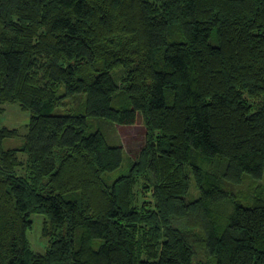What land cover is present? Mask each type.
<instances>
[{"label": "trees", "instance_id": "1", "mask_svg": "<svg viewBox=\"0 0 264 264\" xmlns=\"http://www.w3.org/2000/svg\"><path fill=\"white\" fill-rule=\"evenodd\" d=\"M7 103L0 264H264V0H0Z\"/></svg>", "mask_w": 264, "mask_h": 264}, {"label": "rangeland", "instance_id": "2", "mask_svg": "<svg viewBox=\"0 0 264 264\" xmlns=\"http://www.w3.org/2000/svg\"><path fill=\"white\" fill-rule=\"evenodd\" d=\"M4 107V112L0 115V125L18 128L20 132L18 136L4 140V146L9 148L23 143L24 134L27 131L26 125L29 122V113L23 111L17 103H7ZM91 121L94 123V129L101 128L104 131L110 144L121 145L124 149L123 164L111 173V176L116 178L126 171L128 161L136 155L145 143L143 122L139 118L133 125L121 126L116 124H100L98 119L93 118H91ZM261 186H264V179L256 184L246 182L240 189L246 190L245 192L249 195H253V193H259L258 191H261ZM250 187H253V189ZM42 217L43 215L33 214L32 219L34 222L31 229L28 231V238L32 244V248L40 253H43L48 245L47 239L43 238L41 235ZM198 257L199 259H203L205 255L201 252Z\"/></svg>", "mask_w": 264, "mask_h": 264}]
</instances>
